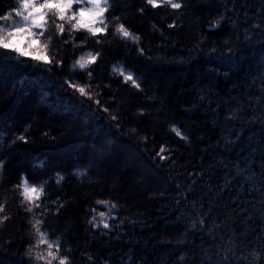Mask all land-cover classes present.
Here are the masks:
<instances>
[{
  "label": "trees",
  "instance_id": "1",
  "mask_svg": "<svg viewBox=\"0 0 264 264\" xmlns=\"http://www.w3.org/2000/svg\"><path fill=\"white\" fill-rule=\"evenodd\" d=\"M174 2L109 0L102 33L0 49V264H46L36 219L67 264H264V0Z\"/></svg>",
  "mask_w": 264,
  "mask_h": 264
},
{
  "label": "snow or ice",
  "instance_id": "2",
  "mask_svg": "<svg viewBox=\"0 0 264 264\" xmlns=\"http://www.w3.org/2000/svg\"><path fill=\"white\" fill-rule=\"evenodd\" d=\"M18 7L13 9L15 17L19 20L10 26H0V49H6L15 51L18 56H26L27 52L23 51L21 48L13 47L12 39L19 34H27L29 37H35L37 40L44 36L49 30V27L54 25L57 33L62 34L69 30L65 25H69L71 30H79L81 28L87 30L92 35H96L98 32H104L109 28V24L106 23L105 13L109 11L110 3L109 0H16ZM147 3L153 8L160 6L161 4H167L173 9H179L182 5L180 3L174 2V0H147ZM10 16L6 15L0 17V19H9ZM117 19L118 18H114ZM59 21V22H58ZM115 31L119 33L122 37L131 38V33L124 27L123 24H119ZM49 40L52 39L51 36L48 37ZM67 43V41H65ZM34 59H41L40 57H33ZM96 60V56L91 53L87 54V58H81L77 61L81 68H85L87 64L93 63ZM114 71H118L120 75L124 76L126 81H131V83L139 88L140 85L134 79L131 73L125 75L124 69L114 68ZM91 75V73H89ZM76 87V89L81 93H85L83 87L76 85H70ZM97 103L99 101L97 100ZM107 110V109H105ZM115 119V117H113ZM180 134L179 132L177 133ZM23 139V137H21ZM163 150V149H162ZM17 189H23L21 195L24 196V200L21 201L22 204L27 202L30 207L25 210L27 212H32L33 207L40 208V204H33V196L30 194H36L35 199H39L40 195H43V186L39 188L30 187L27 180L22 179L21 183L15 186ZM98 204L102 203L107 205V201H97ZM115 208L116 205H111ZM5 205L0 204V213L4 212ZM43 215V213H41ZM101 218L99 222L96 221V216H93L90 223L94 226H99L103 224L104 228H108L109 224L106 222V213H98ZM7 219V216L3 217ZM42 219H36L32 223V228L35 230L36 235L39 237L37 245L30 246L28 254L31 256L32 248L38 245H47V257L43 255H37V260H46V264H52L53 260H58V264H67V257L59 256L60 253V241H49L47 239L48 233L41 231ZM55 249V251H53ZM50 257L51 259H48Z\"/></svg>",
  "mask_w": 264,
  "mask_h": 264
}]
</instances>
